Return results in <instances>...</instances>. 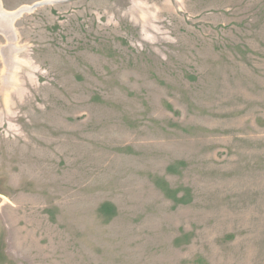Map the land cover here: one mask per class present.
<instances>
[{
    "label": "rangeland",
    "instance_id": "1",
    "mask_svg": "<svg viewBox=\"0 0 264 264\" xmlns=\"http://www.w3.org/2000/svg\"><path fill=\"white\" fill-rule=\"evenodd\" d=\"M0 264H264V0H0Z\"/></svg>",
    "mask_w": 264,
    "mask_h": 264
},
{
    "label": "water",
    "instance_id": "2",
    "mask_svg": "<svg viewBox=\"0 0 264 264\" xmlns=\"http://www.w3.org/2000/svg\"><path fill=\"white\" fill-rule=\"evenodd\" d=\"M45 4H48V3H47V2H41V3L35 4L34 6L29 7V8H21L20 10H18V11L16 12V15L14 16V19L17 20V19L20 18L24 13L31 12V11L35 10L36 8H38L39 6H42V5H45Z\"/></svg>",
    "mask_w": 264,
    "mask_h": 264
},
{
    "label": "bare ground",
    "instance_id": "3",
    "mask_svg": "<svg viewBox=\"0 0 264 264\" xmlns=\"http://www.w3.org/2000/svg\"><path fill=\"white\" fill-rule=\"evenodd\" d=\"M0 14L6 16V17L9 18L11 21H14V20H15V19H14V16L16 15V12H15V13H12V14H10V15H8V14H5V13H3V12L0 11Z\"/></svg>",
    "mask_w": 264,
    "mask_h": 264
}]
</instances>
